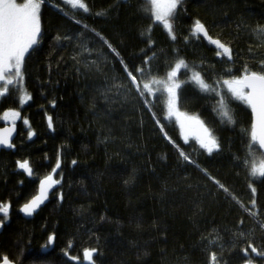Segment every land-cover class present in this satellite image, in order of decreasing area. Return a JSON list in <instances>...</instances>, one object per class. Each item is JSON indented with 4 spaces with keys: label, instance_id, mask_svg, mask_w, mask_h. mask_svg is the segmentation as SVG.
I'll use <instances>...</instances> for the list:
<instances>
[{
    "label": "trees",
    "instance_id": "obj_1",
    "mask_svg": "<svg viewBox=\"0 0 264 264\" xmlns=\"http://www.w3.org/2000/svg\"><path fill=\"white\" fill-rule=\"evenodd\" d=\"M87 2L92 14L83 22L108 38L127 63L140 65L149 47L145 30L150 24L141 0ZM60 7L71 13L61 0H46L42 6L43 39L24 68V84L32 100L21 106L16 91L0 98V116L15 109L22 117L16 122L15 147L0 151V202L11 205L0 232V257L7 255L14 264H75L64 256L67 250L83 264V249L96 248L95 264H208L211 247L225 264H242L240 247L246 242L234 234L251 232L256 245L264 240V230L257 223L264 221V184L257 180L253 195L252 180L240 164L248 153L244 130L250 128V110L233 102L235 125L222 123L214 99L186 83L191 71L181 70L180 110L198 115L221 145L218 153L208 156L195 143L182 140L175 123L166 119L164 97L159 93L149 97L151 105L134 92L127 101L116 95L113 81L127 83L126 74L110 55L108 63H101L100 72L84 67L87 53L79 55L76 46L80 26ZM97 11L106 14L96 16ZM196 19L213 38L231 47L233 62L229 64L234 73L239 74L245 65L259 69L264 61V37L256 30L264 27V0H182L174 21L176 41L162 26L152 30L154 74L158 70L163 77L182 58L208 83L225 77L227 58L217 57L215 46L190 35ZM58 35L74 39L57 40ZM88 36L91 47L102 46L91 33ZM91 59H96L95 53ZM48 116L53 118L51 129ZM23 118L35 132L31 139ZM165 132L200 168L179 157ZM58 156L61 167L55 177L60 183L48 202L25 220L18 210L36 194L38 181L52 173ZM23 160L33 169L30 177L17 167V161ZM200 169L225 184L258 216H249L226 198ZM130 177L134 182L125 183ZM50 235L55 237L52 244H48ZM216 237V244L209 245L208 239Z\"/></svg>",
    "mask_w": 264,
    "mask_h": 264
},
{
    "label": "snow or ice",
    "instance_id": "obj_2",
    "mask_svg": "<svg viewBox=\"0 0 264 264\" xmlns=\"http://www.w3.org/2000/svg\"><path fill=\"white\" fill-rule=\"evenodd\" d=\"M46 0H0V98L11 95L13 91L19 93V104L21 106L32 100V96L27 92L24 81V68L26 61L36 51L37 46L43 39L42 30V6ZM62 4L66 5L71 13L64 7H60V11L69 19L73 20L76 25L80 26L77 40V48L80 49L79 55L83 56L87 53L84 67L88 70L93 68L100 72L101 63H108L109 55L122 65V71L125 73L127 83L113 81L112 87L117 89L116 95L122 96L125 101L128 95L135 93L145 105H151L153 102L149 97H156L157 93L164 97L166 108V119H175L179 126L181 137L185 143L194 140L199 149H202L208 156L220 151L221 145L214 131L210 129L198 115H190L187 112L180 110V93L184 84L178 78V75L183 69L185 73L191 71V76L186 83H191L199 88V90L210 95L215 103L219 106L215 109L220 116L221 122L235 125V116L232 109L233 102H239L250 110V128L245 129L248 140V153L243 160H240L252 183L249 187L255 195L256 188L253 184L259 180L264 184V61H260L259 69L254 70L245 65L239 74L232 71L229 62H233V53L230 46L221 42L220 39L213 38L204 23L196 19L191 26L190 35L196 38L203 37L210 45L215 46V55L220 58L226 57L225 63L228 65L225 69V77L218 78L213 83H208L201 72L190 69L187 62L179 58L174 66H171L166 71L163 77L157 73H153L152 61L155 59V48L152 47L154 41L151 38L152 30L156 26H162L172 41H176L174 21L178 14V10L182 4V0H141V10L150 20L147 32V40L145 43L149 46L142 56L140 65H130L125 61L120 51L106 38L100 31L83 22L88 15L92 14V8L87 0H62ZM84 14L80 17V14ZM106 11L95 12L96 16L105 15ZM257 33L264 37V27H258ZM91 33L101 42L100 48L91 47V40L88 34ZM57 40L74 39L73 36L64 35L57 36ZM106 47L107 53L104 48ZM152 55L149 56L148 52ZM93 53L96 59H91ZM77 60V56H73ZM120 89H124L123 92ZM108 89L105 92L107 98ZM53 107L55 102L53 101ZM151 110V108H149ZM155 116V114H153ZM0 119L8 122L11 126L0 128V147L12 149L15 147L13 143V133L16 131V122L21 120V112L15 109H8L3 112ZM48 127L53 128V118L47 117ZM160 125L161 132H164V125L160 120H156ZM23 124L29 126L28 138L31 139L35 132L30 130V122L27 118H23ZM165 138L176 147L179 157L190 165L200 168L198 162L181 149L165 132ZM259 154V159H256V154ZM239 159V158H238ZM77 162L72 161L75 165ZM17 167L25 172L28 176L33 175V169L28 160L17 161ZM61 167L60 157H57L55 167L52 169V174L45 175L39 182V195L33 197L29 202L25 203L20 209L26 216H31L40 205L47 199L49 190L60 183L59 180L53 178V174ZM203 174L218 190H222L226 198H231L239 204L249 216L256 218L257 211H252L245 207L241 201L229 190V188L221 183L220 180L213 177L206 169H200ZM134 177H130L125 183L134 182ZM60 199L63 200L61 193ZM252 208H256V201H251ZM11 205L9 203L0 202V227L3 226V220H6L10 215ZM241 223H243L241 221ZM259 228L264 230V221L257 220ZM211 235V234H209ZM234 235L239 240L245 241L246 246L240 247L242 264H264V240L256 245L252 233H245L243 230L237 231ZM55 237H48V244H52ZM219 237L208 239L209 245H215ZM235 243L233 248H235ZM73 247L69 242L68 248ZM223 247V246H221ZM250 250V252H249ZM97 254L96 248H84L82 251L83 264H95L94 256ZM254 254V257L253 255ZM64 256L68 261L81 264L79 256L70 255L69 251H64ZM258 258V259H257ZM0 264H14L7 255L0 257ZM208 264H225L221 257L218 256L215 250L210 247L208 250Z\"/></svg>",
    "mask_w": 264,
    "mask_h": 264
},
{
    "label": "water",
    "instance_id": "obj_3",
    "mask_svg": "<svg viewBox=\"0 0 264 264\" xmlns=\"http://www.w3.org/2000/svg\"><path fill=\"white\" fill-rule=\"evenodd\" d=\"M200 39H202L204 42H206V43H208L206 40H204L203 39V37H200ZM214 46V45H213ZM11 125L10 124H3L2 126H0V128H4V127H10ZM16 136H17V127H16V131H15V133H13V141L15 140V138H16ZM2 150H7V148H3V147H0V151H2ZM22 173L25 175V177H30V176H28L25 172H23L22 171ZM41 180V179H40ZM40 180L38 181V183H37V191H36V194L33 196V197H35V196H37V195H39V192H40V187H39V182H40ZM52 191H53V188L51 189V190H49V192H48V194H47V199L40 205V207L36 210V212H34L31 216H26L23 212H21L20 211V209L23 207V205L25 204H23L21 207H20V209L18 210V212H19V214L21 215V217H23L25 220H29V219H31L47 202H48V199H49V197H50V195L52 194ZM32 197V198H33ZM31 198V199H32ZM30 199V200H31ZM29 200V201H30ZM28 201V202H29ZM27 203V202H26ZM1 230H2V227H0V232H1Z\"/></svg>",
    "mask_w": 264,
    "mask_h": 264
},
{
    "label": "rangeland",
    "instance_id": "obj_4",
    "mask_svg": "<svg viewBox=\"0 0 264 264\" xmlns=\"http://www.w3.org/2000/svg\"><path fill=\"white\" fill-rule=\"evenodd\" d=\"M62 1V0H61ZM165 114H166V108H165ZM172 121L175 123V125L178 127V130H179V132H180V129H179V126L176 124V122H175V119L173 118L172 119ZM2 122H3V124H9L8 122H6V121H3L2 120ZM181 135V134H180ZM182 138V137H181ZM182 140H183V138H182ZM184 141V140H183ZM190 142H192V143H195V141L194 140H190ZM196 144V143H195ZM198 146V145H197ZM199 147V146H198ZM52 174V173H51ZM53 178L54 179H57L56 177H55V174H53ZM58 180V179H57Z\"/></svg>",
    "mask_w": 264,
    "mask_h": 264
}]
</instances>
